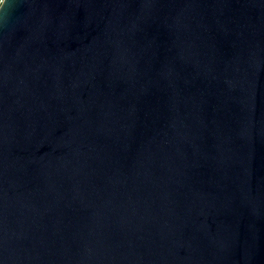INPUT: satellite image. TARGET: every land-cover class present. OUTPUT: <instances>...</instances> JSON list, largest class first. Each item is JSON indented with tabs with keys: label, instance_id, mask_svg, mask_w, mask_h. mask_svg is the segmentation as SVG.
<instances>
[{
	"label": "water",
	"instance_id": "water-1",
	"mask_svg": "<svg viewBox=\"0 0 264 264\" xmlns=\"http://www.w3.org/2000/svg\"><path fill=\"white\" fill-rule=\"evenodd\" d=\"M0 264H264V0H2Z\"/></svg>",
	"mask_w": 264,
	"mask_h": 264
},
{
	"label": "snow or ice",
	"instance_id": "snow-or-ice-1",
	"mask_svg": "<svg viewBox=\"0 0 264 264\" xmlns=\"http://www.w3.org/2000/svg\"><path fill=\"white\" fill-rule=\"evenodd\" d=\"M0 2H2V0H0Z\"/></svg>",
	"mask_w": 264,
	"mask_h": 264
},
{
	"label": "trees",
	"instance_id": "trees-1",
	"mask_svg": "<svg viewBox=\"0 0 264 264\" xmlns=\"http://www.w3.org/2000/svg\"><path fill=\"white\" fill-rule=\"evenodd\" d=\"M1 3V2H0Z\"/></svg>",
	"mask_w": 264,
	"mask_h": 264
}]
</instances>
